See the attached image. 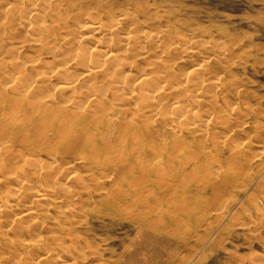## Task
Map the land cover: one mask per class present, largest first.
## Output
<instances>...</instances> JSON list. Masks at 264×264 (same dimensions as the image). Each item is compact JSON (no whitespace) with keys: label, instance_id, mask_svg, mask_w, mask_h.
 Returning <instances> with one entry per match:
<instances>
[{"label":"bare ground","instance_id":"1","mask_svg":"<svg viewBox=\"0 0 264 264\" xmlns=\"http://www.w3.org/2000/svg\"><path fill=\"white\" fill-rule=\"evenodd\" d=\"M14 2L0 4L11 6L10 14L15 16L4 18L7 7L4 11L0 7L14 31L6 36L13 37L9 45L0 36V261H61L56 253H69L63 233L53 240L42 233L63 230L65 224L72 225L71 214L86 213L82 196L93 186L107 208L129 207L123 202L127 199L158 206L160 213L145 225L164 232L180 214L193 218L194 230L216 218L226 225L233 216L242 217L243 210L252 220L246 204L257 198L253 197L257 187H264V132L257 128L258 137L248 135L251 122L241 116L237 97L221 100L217 94L221 76H228L233 64L246 67V58L230 57L229 49L214 39L173 37L160 25L155 32L148 30L138 16H115L109 22L80 13L74 19L67 14L51 18L48 9H36L37 0ZM22 30L26 33L17 41L14 36ZM27 47L33 54L20 57ZM43 57L53 62L40 60ZM100 77L103 80L98 81ZM130 103L133 106L124 109ZM204 108L212 110L202 115ZM213 109L218 110L215 116L210 113ZM236 110L240 116H235ZM139 113L147 114L140 116L144 124H138ZM214 123L223 128L212 132ZM172 132L178 139L169 144L167 136ZM150 136L152 150H147ZM187 138L195 140L198 152L192 176L186 172L181 177L187 162L177 165L172 159L189 149ZM258 148L262 151H255ZM64 156H73L79 166L64 169ZM120 158L126 165L119 163ZM136 169L140 175L128 178ZM124 179L130 187H122ZM142 182L145 192L140 189ZM171 196L184 203L177 211L165 207ZM258 214L254 217L264 221ZM256 229L252 227L254 235ZM260 254L250 249L242 260L264 263Z\"/></svg>","mask_w":264,"mask_h":264},{"label":"rangeland","instance_id":"2","mask_svg":"<svg viewBox=\"0 0 264 264\" xmlns=\"http://www.w3.org/2000/svg\"><path fill=\"white\" fill-rule=\"evenodd\" d=\"M14 1L17 2L20 0H6V3H10L11 5V3ZM48 1L37 0V6L35 7L39 10H41L42 7L44 10L48 9L51 18H55L58 15L67 14L66 16H68L70 19H74V15L80 13V15L82 14L84 17L86 16V14L88 16L98 15L97 17L101 18L105 22H109L110 19L114 18L115 16L118 18L120 16H124L123 18L126 19L125 16L132 15L138 16L140 18L138 19L139 21L141 20V22L143 19V22L148 24L146 29H152L154 32L158 29L156 28L158 27L157 25H160V30H166L173 37H186L187 39H191L192 41H195L196 38L197 40H204L208 38L211 40L214 39L215 42L218 41L216 43L220 45L223 44L224 46H221L226 47L224 49H229L228 54H231L229 55L230 57L234 55L237 57H244L247 59L245 61L247 63L246 67H243L244 63L239 66L233 64L230 68V71L227 70V72L229 73L226 72L228 76H221L223 77V84L221 85L222 88H219L220 90L218 89V93H216L219 95L221 100L223 99V96L224 98L228 97L229 95H234L237 97L235 102L238 103L239 110H242L241 112L243 114L241 116H244L251 122V124L249 125L250 131L248 135L258 137L261 131L264 132V127H262V125L264 126V0ZM1 3L2 0H0V4ZM5 7L7 8L5 9ZM10 7H8V5L4 6L2 10L4 11L5 9V11L2 13H4L5 15L3 16L4 18L13 20L14 15L12 14L13 16H11V11H9ZM68 10L71 11L69 12ZM9 14L10 16H8ZM0 16L1 20H4L2 22L3 25L1 24L2 26H4L3 30H6L4 34V31L0 29V31H2L4 34L3 35L1 34L2 32H0V36L2 37L1 39H3L4 42L6 40V44L9 45V42H12L11 39H13V37L9 40L8 38H6V36L12 34L14 31L7 25V19L5 20L2 17V14ZM22 32H24V30L18 33L20 34L19 36H17L16 34V36H14V39H16L17 41H21L23 39H21V37H23L22 34L26 33ZM32 54V47H27L21 52L20 57H28V55L31 56ZM43 59L53 62L52 58L43 57L40 60ZM47 71L48 70H46V73ZM98 79V81L103 80L101 77ZM54 82L55 79H51V83L53 84ZM237 84L238 86H236ZM233 89H236V91ZM211 91H209L210 94L215 92ZM128 106L131 107L133 105H127L124 107V109L127 110L129 108ZM208 110L212 109L204 108L203 110H201L202 112L200 111L199 113L202 115H206L207 113H209ZM213 110L214 111H210V113L212 112L214 116L217 115L218 110ZM236 113H238L237 110L234 111V114L235 116H240V114L236 115ZM245 113L247 114L245 115ZM146 115H142L141 113H139V116L137 118L138 120H140L138 122L139 125L142 123L144 124V120H142L141 117ZM143 118L145 119V117ZM158 118L159 117H157V119ZM151 120L153 122L154 119L151 118ZM148 121H150V119H148ZM258 122H260L259 125L261 127L257 124ZM212 128L213 130L210 129L212 132H215V130H217L216 132H218V130L220 131L223 128V125L220 123H214ZM257 128H261L262 130L259 131L257 130ZM149 138L150 142L151 140H153L152 136L146 139V143L148 144L145 149L152 150V148L148 147L151 146L149 145ZM167 138L169 144H172L173 140L174 142H176V139H178L176 133L173 132L170 133ZM212 140L211 142H214ZM188 142L191 143L189 149L187 151L175 154V157L172 159L173 163L176 164L177 162V165L178 163L180 164L182 162L188 163V159H191V161L189 160L188 164L184 163V165L186 166V171L181 174V177H184L186 172L189 174V176H192V172L190 171V169L193 161H196L195 158L197 157L194 156L195 153L198 152L197 145L195 147L193 145L195 143V140H193L192 138L189 139ZM74 147L75 149H80L79 146ZM260 150L262 151V148H258L255 151ZM190 153L194 156V158H191L192 155ZM154 156L156 155L154 154ZM63 158L64 161L66 160L63 164L65 165L63 166L64 169H67L72 165L79 166L78 161L75 160L73 156H64ZM186 158H188L187 161ZM119 163L126 165L124 158H120ZM129 174L130 175L128 176V178H132L137 174L138 176L140 175L138 173V169L134 170L133 172L130 171ZM239 181L240 180H237L236 183H238ZM242 181H246V179L242 178L241 182ZM120 184L123 188L130 187L129 181L126 179L121 181ZM145 187V183L142 182L140 185V189L143 192H145ZM114 190L115 192H117L116 189ZM253 193L254 195H256L253 196L254 199L255 197L257 198L255 199V201H250L248 202V204H246V208L251 211L253 221L250 219L251 217L245 214L243 210L242 217L240 216L239 218V214L235 215L226 225H222L220 220H217L216 218L215 220L210 221L211 224L203 225L194 230L196 224L194 223L193 218L178 214L179 216H175L177 218H173L174 223L170 225V230L164 232L162 229L150 227L147 228L145 225L149 219H152L155 216L157 217V215L160 213V209L158 206L147 207L146 205L148 203L143 198L147 204L143 202L142 204L137 205L136 203L131 202L130 199H127L128 201L124 200L123 202L126 206L129 204V207L119 209L117 206L114 208L108 207V209L102 203L100 195L101 192L99 191V189H95L93 186L91 192L82 196V201H84V205H86V213L82 214L80 211H78L75 213V216L71 214L69 216V220L71 219L72 225L68 223V226L70 225V228L67 226V224H65L63 226L64 228L62 227L63 230H56L54 231L55 233L44 232L42 233V235L53 240L57 238V236L59 238L61 236V233H63V236L66 240L65 245L68 247L69 253L58 251L56 253V256L59 257L61 261L57 262V264H65L64 259L67 261H65L66 264H264L260 261L251 262L242 260V256H244L250 249H257L258 253H261L260 255L264 256V221L262 220V223L261 221H259L260 217H254L257 216V213H259L258 215H262L264 219V216L261 213V211L264 212V187H257L256 190L253 191ZM144 195L143 197L147 198L146 193H144ZM186 201H189V198H187ZM164 204L166 209L171 212L174 210L177 211V207L182 206L184 203H181L180 199L171 196L169 197V199L167 198L166 201H164ZM255 204H258V206L262 209L260 210V212H258L259 208H257L258 206H255ZM129 211H131L132 213H130ZM51 212H53V209ZM181 219L183 222L181 221ZM256 220H258V225ZM243 222H245L244 226H242ZM247 224H250L251 226H247ZM252 225L256 226L257 228L255 230V235L254 231L252 230ZM260 226H262V228ZM68 228L69 230H72L69 231ZM171 228H173L174 230H171ZM214 228L219 229L217 232L212 234L214 232ZM68 232H71L72 234L70 235ZM259 233L263 236L259 235ZM143 234H146L148 236L147 241L145 240L147 239V237L144 238V236L146 235L143 236ZM199 235L202 238L199 237ZM69 237H71L72 240ZM149 237L151 238V240H149ZM259 238L262 239L261 242L258 241ZM56 241L59 243V239H57ZM141 241L143 242L142 244ZM255 242L257 243V245H261H255L254 247L256 248H249L251 245L256 244ZM135 250L140 253L138 254V252H136ZM134 251L137 254H133ZM26 262L27 261H24L22 263L26 264ZM0 263L22 264L8 262V260H2L0 261ZM45 263L51 264V262Z\"/></svg>","mask_w":264,"mask_h":264}]
</instances>
